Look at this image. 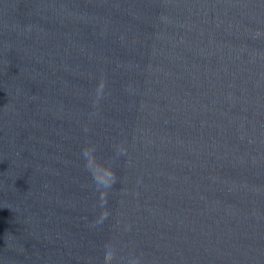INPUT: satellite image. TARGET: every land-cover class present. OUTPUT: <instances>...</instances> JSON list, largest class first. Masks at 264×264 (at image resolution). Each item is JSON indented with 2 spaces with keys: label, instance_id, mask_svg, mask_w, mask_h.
Listing matches in <instances>:
<instances>
[{
  "label": "water",
  "instance_id": "1",
  "mask_svg": "<svg viewBox=\"0 0 264 264\" xmlns=\"http://www.w3.org/2000/svg\"><path fill=\"white\" fill-rule=\"evenodd\" d=\"M0 264H264V0H0Z\"/></svg>",
  "mask_w": 264,
  "mask_h": 264
}]
</instances>
